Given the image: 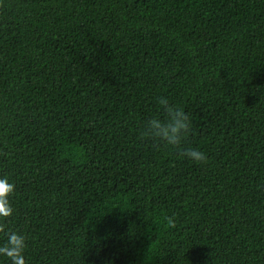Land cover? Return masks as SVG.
I'll use <instances>...</instances> for the list:
<instances>
[{"label": "trees", "instance_id": "obj_1", "mask_svg": "<svg viewBox=\"0 0 264 264\" xmlns=\"http://www.w3.org/2000/svg\"><path fill=\"white\" fill-rule=\"evenodd\" d=\"M0 176L24 264H264V0H0Z\"/></svg>", "mask_w": 264, "mask_h": 264}, {"label": "clouds", "instance_id": "obj_2", "mask_svg": "<svg viewBox=\"0 0 264 264\" xmlns=\"http://www.w3.org/2000/svg\"><path fill=\"white\" fill-rule=\"evenodd\" d=\"M158 104L161 106L162 115H154L144 123L142 135L151 138L165 146H179L190 130L189 114L176 105L170 104L166 97H160ZM183 155L199 162L205 160L202 151L193 147H185ZM15 191V185L7 176H0V217L10 216L13 212L10 197ZM168 223H174L168 217ZM25 237L15 231L7 234V240L0 246V253L10 258L11 264H24ZM111 264V262H106Z\"/></svg>", "mask_w": 264, "mask_h": 264}, {"label": "bare ground", "instance_id": "obj_3", "mask_svg": "<svg viewBox=\"0 0 264 264\" xmlns=\"http://www.w3.org/2000/svg\"><path fill=\"white\" fill-rule=\"evenodd\" d=\"M203 236V235H202Z\"/></svg>", "mask_w": 264, "mask_h": 264}]
</instances>
